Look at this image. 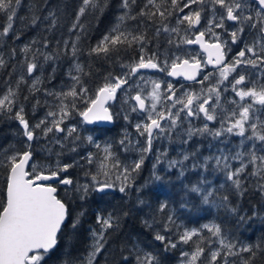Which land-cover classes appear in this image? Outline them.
<instances>
[{"label":"trees","instance_id":"trees-1","mask_svg":"<svg viewBox=\"0 0 264 264\" xmlns=\"http://www.w3.org/2000/svg\"><path fill=\"white\" fill-rule=\"evenodd\" d=\"M156 3L171 7L168 0H156ZM79 4L80 0H21L13 30L7 35H0V59L4 60V64L0 65V96L9 88L16 92L17 104L23 106L25 119L30 124L37 123L47 112L56 110L60 100L48 93L67 90L73 83L68 75L70 69L72 75H79L84 86L89 88V95H93L96 87L104 82L105 77L109 74L121 76L128 71L129 65L139 60L141 45L146 56H151L153 53L157 55V62H162L173 55L182 58H189L185 54L193 56V48L180 41L186 35L185 29H187L188 39L193 38L196 30L194 26L189 29L186 22L182 25L177 24V17L182 15L181 13L176 12L168 17L164 23L167 24L169 31H164L159 17L153 21L148 17L137 16L140 9L147 4V0H136L130 9L124 10L119 7L120 0H109L102 14H87L81 18L80 23L84 25L83 29H72L75 21L74 14ZM191 7L197 9L200 5ZM49 11L56 13L58 22L55 26H51L47 20L37 21L36 24L30 22L33 15L47 17ZM124 11L129 12L130 16H136V19L125 18L119 24L120 30L132 34H143L145 40L130 47L117 46L116 50L109 51L107 54L90 52L91 48H94L117 26V17ZM188 11L189 9H185L183 14ZM213 12V6L206 2L205 13H202L201 29H205L208 20L213 18ZM5 24L6 16L0 14V30ZM230 25L228 21L226 26L230 27ZM157 28H160L159 33L156 31ZM172 28H179V33L172 32ZM169 40L172 41L171 44ZM45 41L48 42V47H44ZM64 41H68L67 49H65ZM72 42L78 46L75 56L71 54ZM25 45L30 46L27 53L22 51ZM37 49L40 53L59 51L60 55L58 59L48 61L38 55L36 62L40 65V69L29 74L26 71V64L32 62L33 53H36ZM170 63L169 60V65ZM76 64H79L82 69L79 73L75 71ZM161 66L164 65L161 64ZM167 72L162 71V75L166 76ZM238 72L247 75L246 77L255 81L257 85L264 83V67L253 68L245 65L240 67ZM139 76L140 74L137 73L129 80V86L118 90L116 101L110 105L111 112L114 113L112 127H89L73 109L72 114L61 126L76 125L78 134L84 138L82 142L73 143V138L64 139L66 133L55 132L43 136L39 134V130H37L36 141L30 142L34 149L36 163L55 166L57 161L61 164H72L76 161L77 163L68 169V174L71 179L81 185L91 179V175L85 176V172L95 174L100 171L101 161H104L107 168L111 170L114 179L116 169L112 168V165L116 159L121 165L131 166L143 156L141 169L132 173L131 187L126 193L118 191L120 184L117 182V187L110 190V194L103 199L99 195H89L86 200H80L79 194L73 190V185L67 186V192L65 186L57 185L60 197L69 204L73 216L81 211L87 213L83 217V227L79 232L73 233L70 227L65 229L60 248L61 260L87 255V250L92 244L87 229L89 226L96 227V213L107 215L108 212H119L123 209L128 215L121 216L119 227L110 233L107 251L98 257L99 264H136V253L131 251L133 244H136L143 252L155 253L160 257L161 264H180V261L186 257L184 254L187 253L188 256L192 254L197 245L204 248V253L196 264H209L210 252L213 250H219L221 253L217 257L218 264H225V257L228 264H242L244 259H248L249 254L240 252V248L247 245L259 246L255 249V264H264V191L257 187L260 181L257 177L249 176L243 180L245 194H233L234 186L227 181L226 173L221 170L222 165L221 168H217L215 160L212 159L207 162V166H204V158L221 155V149L225 154H229V150L235 152L242 137L227 133L222 137L197 134L188 139L184 132L188 126L179 125L171 136L158 135L152 142L151 150L142 152L141 149L147 147L146 136L139 135L134 125L141 121L139 119L143 115L138 110L131 111L134 107L131 97L137 91H142L139 87ZM234 76H237V73ZM37 77L40 78V82L36 85L38 90L32 87ZM76 87L79 88V85ZM248 87H252V84L249 83ZM219 90L220 105L217 108V120L209 122V127L216 129L220 128V112L230 110L228 105H231L227 97L232 90L225 93L223 88ZM213 97L215 99V95ZM71 99L69 97L64 103H69ZM83 104V101H77V107L80 110ZM257 106L259 110L257 113L255 111V115L264 120V106L259 104ZM14 111L12 113L0 111V199L4 198L7 187V169L3 166L2 156L9 148H21L23 141L26 140L22 136V126L18 120L12 118ZM125 115L129 119L125 120ZM202 126L203 124L198 123V128ZM89 135L101 145L99 150L95 144L87 142L86 137ZM125 137L127 140L124 145H121L119 142ZM57 139H60L61 143H56ZM184 140H187V143H184ZM255 143L258 146L260 144L259 141ZM105 145H111L110 151L114 153V156L108 160H104ZM73 148L75 151H72ZM89 153L93 154L92 164L82 159ZM192 153L196 154L195 157L191 155ZM185 154L189 155L188 160H183ZM170 161L182 163L172 166ZM239 163L238 160L230 161L233 168L238 167ZM193 164L197 166L194 168ZM182 169L183 176L180 175ZM247 171H252L251 166ZM157 175L163 179L156 180ZM100 178L104 177L101 175ZM198 181L203 188L217 190V200L219 196L228 195L229 202L221 206L210 198L212 202L203 203L200 194L188 191ZM161 204H166V209L161 210ZM169 216L172 217L171 221L168 220ZM240 217H246L243 223H240ZM145 220L149 221L152 227H146L143 223ZM166 224L167 227H165ZM205 225L208 227H204ZM213 225L220 226L219 237L212 234L210 229ZM192 229H197L198 235L187 244L180 242L179 235L185 230ZM157 232L170 237L177 243V247L165 249L162 242L154 238ZM221 239L225 240V243L230 242L235 245L233 251L236 255L227 254V249L220 244ZM124 257H127L126 262ZM48 264H61V261L53 257Z\"/></svg>","mask_w":264,"mask_h":264},{"label":"snow or ice","instance_id":"snow-or-ice-1","mask_svg":"<svg viewBox=\"0 0 264 264\" xmlns=\"http://www.w3.org/2000/svg\"><path fill=\"white\" fill-rule=\"evenodd\" d=\"M108 2L109 0H80L74 14L75 21L72 24V29H83L84 25L80 23L81 18L87 14H102L108 6ZM135 2L136 0H120L119 7L122 10L130 9ZM206 2L213 6V18L208 20L204 30H198L195 39H188L187 29H185L186 35L180 43L199 44L207 53V64L219 66L220 79L217 80L215 86H209L206 90L202 87L199 93L182 88V94L179 96L170 82L166 84L162 96L161 82L153 81L152 90L148 94L152 100L150 108L146 106L145 98L141 92L137 91L131 97L132 100L137 102V105L132 107L131 111L140 110L147 113L144 120L135 124L139 135L146 136L145 143L147 147L142 148L141 151H150L152 142L158 135L171 136L178 126L183 124L184 120H188L189 124L185 129L188 139L197 134L222 137L227 133L240 136L242 139L235 152L229 150V154H225L224 150L221 149V155L205 157L204 166H207V162L212 159L215 160L217 168H221L222 165L221 170L226 173L227 181H230L231 185L234 186L233 194H245L243 180L249 176L257 177L260 181L257 187L264 191V120L255 115L253 104H238L236 101H231L230 103L236 104V107L220 112L219 129L210 128L207 122H204L202 127L196 128L192 126L189 119L199 118L203 114L205 121L217 120V108L220 102L218 85L223 84L226 80L235 95L240 98V101L251 98L254 103L264 106V83L257 85L255 81L249 80L245 75L238 72V69L245 65H250L253 68L257 66L264 67V0H168L170 8L165 4L156 3V0H147V4L140 9L137 16L148 17L153 21H156L159 17L161 27L164 31H169L167 24L164 22L168 17L178 12L182 15L177 17V24L182 25L186 22L190 29L201 24ZM20 5L21 0H0V14L6 16V24L0 30V35H7L13 30L14 20L18 18ZM193 5H200V7L192 9L191 6ZM185 9H189V11L183 14ZM125 18L136 19V16H130L127 11L122 12L117 17V26L105 35L94 48H91L90 52L107 54L109 51L116 50L117 46L126 45L130 47L135 43L144 41L143 34H132L120 30L119 24ZM40 20H47L51 26H55L58 22L56 13L52 11L48 12L47 17L33 15L30 22L36 24ZM228 21L233 22L230 25L232 29L230 32L229 27H226ZM213 29H221L222 31L218 33ZM156 31L159 33L160 28H157ZM171 31L179 33V28H172ZM224 34L228 36V39H222ZM250 34L254 38L251 43H247L246 36ZM206 35L214 38V42H207L204 39ZM77 39H79V36H77ZM169 43L171 44L172 41L169 40ZM237 43L244 44V47L230 61L226 60V50L230 51V44L235 45ZM64 45L67 49L68 41H64ZM44 47H48L47 41L44 42ZM29 49L30 46L25 45L22 51L27 53ZM77 51V44L72 42L71 54L75 56ZM65 54L67 53L65 52ZM38 55L43 56L48 61L58 59L60 53L59 51L57 53H40L37 49V52L33 53L32 62L26 64L27 73L31 74L40 69V65L36 62ZM185 55H188L189 58L173 55L162 62H157V55L153 53L151 56H146L143 45H141L139 60L129 65L128 71L121 76L109 74L105 77L104 82L96 87L93 95H89V88L84 86L79 75L73 76L70 69L68 75L73 83L68 86L67 90L48 93V95L58 97L60 100L56 110L47 112L44 118L35 124H30L25 119L24 108L22 105L17 104V94L11 88L0 96V111L12 113L15 110L12 118L18 120L22 126V136L26 138L21 148H9L5 150L2 156L3 166H6L7 169V187L4 198L0 199V264H48V261L52 260L53 257L57 261H61V264H99L98 257L107 251L110 233L116 231L119 227L121 216H126L128 213L123 209L119 212H108L107 215L96 213V227L89 226L87 229L92 239L87 255L61 260L60 248L65 229L70 227L73 233L79 232L83 227V217L87 213L81 211L73 216L69 204L60 197L58 188L54 187L53 183L65 186L66 192L67 186L73 185V190L79 194L78 199L80 200H86L89 195H99L103 199V197L110 194V189L117 187V182L120 184L118 191L126 193L131 187L132 173H136L141 169L143 156L131 166L121 165L120 161L116 159L112 165V168L116 169L114 179L111 170L107 168L104 161H101L100 171L95 174L85 172V176L91 175V179L81 185L71 179L68 174V169L73 167L77 163L76 161H73L72 164H61L57 161L55 166L36 163L34 162V149L30 142L36 141L37 130L43 136L55 132L66 133L64 139L73 138V143L82 142L84 138L78 134L76 125L61 126L72 114V110L75 109L79 116L83 118V121L89 124L97 121H112L114 113L110 111L108 101L116 99L118 90L129 86V80L141 69H159L160 71H168V75L173 77L183 76L187 80L197 81V76L201 74V60L190 54ZM169 60L171 61L170 65ZM3 64L4 60L0 59V65ZM161 64L164 66L162 67ZM169 67L170 71L168 70ZM75 71L78 73L82 71L79 64L75 65ZM231 73H237V76H233L229 80ZM211 76L212 73L205 74L197 82L203 85L204 81H208ZM39 82L40 78L37 77L33 82V89H36ZM249 83L252 84V87H248ZM77 85H79V88L76 87ZM213 93L215 94V101L210 104L209 102L213 101ZM69 97L72 98L71 101L64 103ZM162 99L167 100L171 106L157 111V104ZM78 100L84 102L82 110L77 107ZM124 119L127 120L129 117L125 115ZM249 132L250 134H248ZM86 140L89 144H95L98 150L101 148V145L96 143L93 136H87ZM125 140H127V137L119 143L124 145ZM255 141L260 142L259 146ZM55 142L59 144L61 140L57 139ZM184 143H187V140H184ZM110 148L111 145L104 146V160L114 156ZM72 151H75V148ZM191 155L195 157L196 154L192 153ZM92 156L93 154L89 153L87 157L82 159H86L88 164H92ZM188 159L189 155L185 154L183 160ZM232 160H238L240 162L239 166L233 168L230 165ZM177 163L182 162L170 161L172 166ZM196 166L193 164L194 168ZM249 166L252 168L251 172L247 171ZM183 174L182 169L180 175L183 176ZM101 175L104 177L103 179L100 178ZM155 179L161 180L163 178L157 175ZM188 191L200 194L202 202L205 204L212 202L210 198L221 206L229 202L228 195L219 196L217 200L218 191L201 187L200 181L192 185ZM166 207V204L160 205L161 210L166 209ZM245 219L246 217H240V223H243ZM168 220L171 221L172 217L169 216ZM143 223L146 227H152V224L147 220ZM165 227H167V224ZM204 227H208V225ZM210 230L214 236L219 237L221 235L220 226L213 225ZM197 235V229L185 230L179 235V241L187 244ZM154 238L162 242L165 249L177 247V243L173 242L170 237L159 232L155 234ZM220 244L227 249L228 255H236L233 251L234 244L225 243L223 239L220 240ZM256 247L259 246L247 245L240 248V252L249 254L248 259H244L242 264H255ZM131 251L136 253V264H161L159 256L153 252H143L136 244L132 245ZM203 253L204 248L197 245L190 259L187 260V264H196ZM184 255L188 256L187 253ZM220 255L219 250L211 251L209 264H218L217 257ZM124 261H127V257H124ZM225 264H228L226 257Z\"/></svg>","mask_w":264,"mask_h":264},{"label":"flooded vegetation","instance_id":"flooded-vegetation-1","mask_svg":"<svg viewBox=\"0 0 264 264\" xmlns=\"http://www.w3.org/2000/svg\"><path fill=\"white\" fill-rule=\"evenodd\" d=\"M230 23V22H229ZM233 23V22H232ZM231 23V24H232ZM200 26H201V24H200ZM199 26V28L198 29H196L195 27V30H196V33L194 34V36H193V38L192 39H194V37H195V35L198 33V30H202L201 29V27ZM226 27H228V26H226ZM216 30H219V32H221L222 30L221 29H216ZM232 29H231V27H229V32L231 31ZM253 38H254V36L253 35H248V36H246V42L247 43H251L252 42V40H253ZM222 39H228V36L226 35V34H224L223 36H222ZM206 40L207 41H209V42H214V38H212L210 35H206ZM190 45V44H189ZM191 46V48H193V56H195L197 59H200L201 60V63H202V70H201V74H200V78H199V80H201L202 78H203V75H205V74H208V73H212V76L210 77V79L208 80V81H204V84L203 85H201V87H205L206 89L209 87V86H215L216 85V83H217V80H219L220 78H219V75L217 74V73H219V67H214V66H209L207 63H206V55H205V53H203L201 50H200V48L199 47H196V46H192V45H190ZM242 47H244V44H242V43H238V44H235V45H231L230 44V48H231V50L230 51H227L226 50V60H228V61H230L231 59H232V57H234L237 53H238V51L242 48ZM144 73H146V72H144ZM149 73V72H148ZM138 74H143V73H138ZM150 74H153L155 77L156 76H158L159 77V75L162 77V80L161 81H157V82H161V88H163V90L165 89V86H166V84L167 83H172V85H173V87H174V89H176V91H177V95L179 96L180 94H181V89L183 88L184 90H186L187 88H189V87H193L194 85H198L199 83L196 81V82H185V81H183L182 79H172V78H170L169 76H168V72H167V74H166V76H164V75H162L163 73H162V71H160L159 69L156 71V72H153V73H150ZM150 80V79H149ZM148 80V81H149ZM198 80V81H199ZM139 83H140V81H139ZM225 83H227V80L225 81ZM219 88H223V86L221 87V86H219ZM222 90V89H221ZM119 92V91H118ZM118 92H117V94H118ZM134 96V95H133ZM116 99H117V97H116ZM116 99L114 100V101H111L110 103H109V106L113 103V102H115L116 101ZM215 101V99H213V101H210L209 103L210 104H212L213 102ZM133 103L135 104V102H134V100H133ZM135 106H136V104H135ZM168 106H166V107H164L165 109L167 108ZM111 110V109H110ZM140 113H142V112H140ZM114 118V117H113ZM145 119V117H140V119L139 120H144ZM193 123H195L196 122V118H189ZM141 121H138L137 123H139V122H141ZM85 123V122H84ZM86 124V123H85ZM114 124V123H113ZM186 126H188L189 124L187 123V122H185L184 123ZM87 126H89V127H93V126H98V127H107V128H110V127H112V126H100V125H97V124H95V125H88V124H86ZM193 126V125H192Z\"/></svg>","mask_w":264,"mask_h":264},{"label":"rangeland","instance_id":"rangeland-1","mask_svg":"<svg viewBox=\"0 0 264 264\" xmlns=\"http://www.w3.org/2000/svg\"><path fill=\"white\" fill-rule=\"evenodd\" d=\"M210 19H212V18H210ZM202 30H204V29H202ZM201 30V31H202ZM215 32H218V33H220L219 32V30H215V29H213ZM250 66V65H249ZM248 69H249V67H247ZM249 71V70H248ZM258 72H260V71H258ZM218 75H219V73H217ZM236 73H231L230 75H229V79L230 78H232L234 75H235ZM245 76H247V75H245ZM219 78H220V76H219ZM138 82L140 81V83H139V87L142 89V91H140L141 92V94H142V96L145 98V100H146V102H147V106L150 108V106H151V103H152V100H151V98H150V96L148 95L150 92H151V90H152V82L153 81H161L162 80V77L159 75V77L158 76H154L153 74H150V73H148V72H146V73H143V74H140V76L138 77ZM150 79V80H149ZM149 80V81H148ZM217 84V83H216ZM219 86H223V92L225 93V92H227L228 90H232L231 89V86H230V84H229V82L227 81V83H225V81L223 82V84H220V85H218V87ZM201 84L199 83L198 85H196L195 87H189V88H187L186 90H190V91H193V92H196V93H199L200 91H201ZM204 89L206 90V88L204 87ZM161 93H162V96L164 95V90H163V88H161ZM182 94V93H181ZM180 94V95H181ZM213 95H215L214 93H213ZM214 98V97H213ZM227 100H228V102L230 103L231 101H236L238 104H244V103H249V104H253V110L254 111H256V113H257V110H259V108H258V103H254L253 102V100L251 99V98H245V100L244 101H240V98L239 97H237L236 95H235V93L232 91L230 94H228V97H227ZM174 102V101H173ZM225 102H227V101H225ZM220 105V104H219ZM132 106H133V103H132ZM134 106H135V104H134ZM166 106H168V107H170L171 106V104L167 101V100H164V99H162L161 100V102L160 103H158L157 104V111H160L162 108H164V107H166ZM224 107H225V105H224ZM228 107H229V109L231 110L232 108H235L236 107V104H232L231 103V105H228ZM224 109V108H223ZM140 113V112H139ZM140 114H142L143 116L142 117H146V115H147V113L146 112H144V113H140ZM196 120V122L195 123H193L192 121V125H193V127H196V128H198V123H200V124H203L204 122H207L208 124H209V122L210 121H205V119L203 118V114H201V116L199 117V118H196L195 119ZM185 122H187L188 123V120H184L183 121V124L182 125H184L185 126ZM196 125V126H195ZM135 126V125H134ZM189 126V125H188ZM186 129V128H185ZM185 129H184V132H185ZM59 133V132H58ZM59 134H62V133H59ZM163 134H161L160 136H162ZM190 257H191V254L188 256V257H184L181 261H180V264H187V260L188 259H190Z\"/></svg>","mask_w":264,"mask_h":264},{"label":"water","instance_id":"water-1","mask_svg":"<svg viewBox=\"0 0 264 264\" xmlns=\"http://www.w3.org/2000/svg\"><path fill=\"white\" fill-rule=\"evenodd\" d=\"M229 22H231V21H229ZM232 23V22H231ZM199 26L200 25H196V26H194L196 29H198L199 28ZM198 34V33H197ZM196 34V35H197ZM195 35V36H196ZM194 39H195V37H194ZM205 40H206V36H205V38H204ZM207 41V40H206ZM207 42H209V41H207ZM209 43H211V42H209ZM190 45H192V46H196V47H199L200 48V50L203 52V53H205V55H206V57H207V53L206 52H204V50H203V48L199 45V44H190ZM225 59H226V56H225ZM206 63H207V58H206ZM202 64V63H201ZM209 66H214V67H219V66H216V65H211V64H208ZM158 69H141L138 73H144V72H150V73H153V72H156ZM201 70H202V67H201ZM170 71V70H169ZM170 78H172V79H182L183 81H185V82H196V81H191V80H187L185 77H183V76H177V77H173V76H170V75H168ZM199 78H200V74L197 76V81L199 80ZM135 95V94H134ZM115 100V99H114ZM114 100H110V101H108V105H109V103L111 102V101H114ZM135 102V104L137 105V102L136 101H134ZM145 102H146V100H145ZM146 106H147V102H146ZM111 111V110H110ZM140 111V110H139ZM140 112H142V111H140ZM142 113H144V112H142ZM86 123V122H85ZM113 123H114V120H112V121H97V122H94V123H91V124H89V123H86V124H88V125H95V124H97V125H100V126H112L113 125ZM53 186L54 187H57V186H55V183H53ZM110 190H113V189H110ZM109 190V191H110Z\"/></svg>","mask_w":264,"mask_h":264},{"label":"bare ground","instance_id":"bare-ground-1","mask_svg":"<svg viewBox=\"0 0 264 264\" xmlns=\"http://www.w3.org/2000/svg\"><path fill=\"white\" fill-rule=\"evenodd\" d=\"M113 120H114V118H113Z\"/></svg>","mask_w":264,"mask_h":264}]
</instances>
